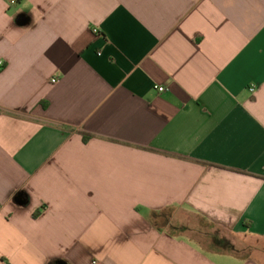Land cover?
I'll list each match as a JSON object with an SVG mask.
<instances>
[{
    "label": "crops",
    "instance_id": "obj_1",
    "mask_svg": "<svg viewBox=\"0 0 264 264\" xmlns=\"http://www.w3.org/2000/svg\"><path fill=\"white\" fill-rule=\"evenodd\" d=\"M12 1L0 264H264V0Z\"/></svg>",
    "mask_w": 264,
    "mask_h": 264
},
{
    "label": "rangeland",
    "instance_id": "obj_2",
    "mask_svg": "<svg viewBox=\"0 0 264 264\" xmlns=\"http://www.w3.org/2000/svg\"><path fill=\"white\" fill-rule=\"evenodd\" d=\"M248 242V241H247ZM253 250L264 251V242L260 240H249Z\"/></svg>",
    "mask_w": 264,
    "mask_h": 264
},
{
    "label": "built area",
    "instance_id": "obj_3",
    "mask_svg": "<svg viewBox=\"0 0 264 264\" xmlns=\"http://www.w3.org/2000/svg\"><path fill=\"white\" fill-rule=\"evenodd\" d=\"M11 3H12V4H15L16 1L13 0ZM0 65H1V64H0ZM0 69H1V67H0ZM54 82H56V81L54 80ZM157 90H158L159 92L162 93V92H165V91H166V88H165V87H162V86H159V87H157ZM251 92H252V93H255V92H256V88H255V87H252V88H251Z\"/></svg>",
    "mask_w": 264,
    "mask_h": 264
}]
</instances>
